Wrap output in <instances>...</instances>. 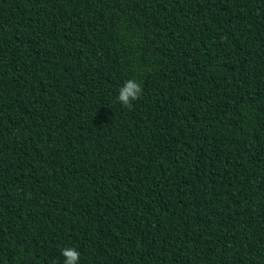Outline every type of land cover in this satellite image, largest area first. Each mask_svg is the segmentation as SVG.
<instances>
[{
	"label": "trees",
	"instance_id": "16d2710c",
	"mask_svg": "<svg viewBox=\"0 0 264 264\" xmlns=\"http://www.w3.org/2000/svg\"><path fill=\"white\" fill-rule=\"evenodd\" d=\"M65 247L264 264V0H0V264Z\"/></svg>",
	"mask_w": 264,
	"mask_h": 264
},
{
	"label": "clouds",
	"instance_id": "9594fccd",
	"mask_svg": "<svg viewBox=\"0 0 264 264\" xmlns=\"http://www.w3.org/2000/svg\"><path fill=\"white\" fill-rule=\"evenodd\" d=\"M143 95L142 84L135 78H130L125 81L124 85L119 89L117 100L124 107L130 108L132 102L136 101ZM64 257L63 264H78L80 252L75 248L65 247L61 250Z\"/></svg>",
	"mask_w": 264,
	"mask_h": 264
}]
</instances>
